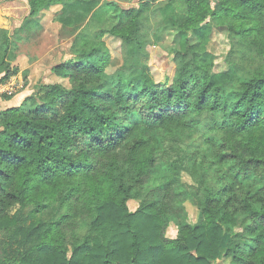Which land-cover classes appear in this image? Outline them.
I'll use <instances>...</instances> for the list:
<instances>
[{
  "label": "trees",
  "instance_id": "obj_1",
  "mask_svg": "<svg viewBox=\"0 0 264 264\" xmlns=\"http://www.w3.org/2000/svg\"><path fill=\"white\" fill-rule=\"evenodd\" d=\"M27 1L36 19L97 0ZM101 1L106 18L77 34L57 81L0 111V264H264V0H166L185 43L163 80L147 51L158 0ZM206 23L231 44L220 85L196 34ZM106 36L122 42L113 74ZM12 41L0 29L1 83ZM216 113L222 136L202 149L193 118Z\"/></svg>",
  "mask_w": 264,
  "mask_h": 264
},
{
  "label": "rangeland",
  "instance_id": "obj_2",
  "mask_svg": "<svg viewBox=\"0 0 264 264\" xmlns=\"http://www.w3.org/2000/svg\"><path fill=\"white\" fill-rule=\"evenodd\" d=\"M140 0L120 2L123 8L138 7ZM153 22L149 28L151 32L150 43L147 51L151 54V68L158 80L171 75L173 70V49L182 50L185 35L180 33L175 26V13L168 6L166 0L154 3ZM29 4L27 0H0V29L6 30L13 42V60L8 79L1 83L4 74H0V111L19 106L27 96L33 95L44 84H51V69L55 65L72 58V44L81 29L90 21L102 22L106 18L105 1L97 0L91 3H71L52 5L47 7L37 19H30ZM60 18H70L73 26L61 22ZM152 28V31H151ZM160 28L159 31H155ZM203 42L202 58L212 63L211 76L216 85H220L234 76V72L227 63V56L231 50L228 32L224 28H215L203 24L196 31ZM110 52L111 62L108 73L113 74L123 66V48L121 40L112 36L104 38ZM19 68L17 74L12 75L13 69ZM26 75V78H25ZM61 81V80H60ZM201 125L197 131V144L202 149L212 150L211 142L217 143L222 133L217 129L221 126L222 119L218 113L204 114L194 117ZM196 143V142H195ZM186 181H190L185 177ZM188 206L191 223L198 218V211L191 205ZM129 208L136 212L139 203L129 202ZM54 210H47L41 219L49 223ZM27 212L20 217L25 223ZM173 227V226H171ZM176 235L174 228L168 230L167 236Z\"/></svg>",
  "mask_w": 264,
  "mask_h": 264
},
{
  "label": "crops",
  "instance_id": "obj_3",
  "mask_svg": "<svg viewBox=\"0 0 264 264\" xmlns=\"http://www.w3.org/2000/svg\"><path fill=\"white\" fill-rule=\"evenodd\" d=\"M37 19V18H36Z\"/></svg>",
  "mask_w": 264,
  "mask_h": 264
}]
</instances>
